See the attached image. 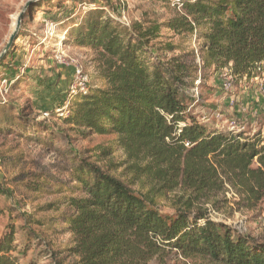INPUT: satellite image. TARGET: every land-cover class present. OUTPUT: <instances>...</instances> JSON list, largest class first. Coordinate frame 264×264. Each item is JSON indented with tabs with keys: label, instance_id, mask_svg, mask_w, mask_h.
<instances>
[{
	"label": "rangeland",
	"instance_id": "1",
	"mask_svg": "<svg viewBox=\"0 0 264 264\" xmlns=\"http://www.w3.org/2000/svg\"><path fill=\"white\" fill-rule=\"evenodd\" d=\"M28 1L0 0V54L14 32V21L23 13L6 54L10 55L0 60L4 64L0 68V239L11 224L17 231L12 255H18L26 243L30 245L18 264L79 261L80 256L72 251L73 234L54 226L64 227L57 220L75 215L71 201L85 196L79 179H90L87 164L147 195L164 215L179 208L203 210L264 243V198L250 209L224 175L190 179L179 169L157 172L154 165L145 171L151 159L127 152L117 134L76 126L56 112L68 98L65 92L76 65L90 76V90L109 88L99 50L74 41L78 27L96 10L129 29L138 24L144 29L160 25L159 36L150 43L151 56L162 60L180 56L201 65L198 35L168 26L185 15L182 0H37L26 6ZM166 45L175 48L166 51ZM11 73L15 82H4ZM230 73L228 67H211L203 75L199 69L190 113L205 124L264 138V72L252 80H238ZM229 77L232 86L226 90ZM76 105L71 98L73 111ZM200 178L207 184L202 185ZM148 264L211 263L203 256L166 251Z\"/></svg>",
	"mask_w": 264,
	"mask_h": 264
},
{
	"label": "trees",
	"instance_id": "2",
	"mask_svg": "<svg viewBox=\"0 0 264 264\" xmlns=\"http://www.w3.org/2000/svg\"><path fill=\"white\" fill-rule=\"evenodd\" d=\"M182 2L185 15L168 26L198 35L201 65L180 56H151L150 43L159 36L160 25L129 29L96 10L78 27L74 41L99 50L109 88L73 97L76 108L71 106L65 120L117 134L127 152L151 159L145 171L154 165L157 172L179 169L190 179L224 175L242 195V204L254 208L264 198V138L205 124L190 113L189 101L199 69L203 75L211 67H228L238 80L264 72V0ZM174 48L166 45L165 50ZM15 79L11 73L8 80ZM87 167L92 177L79 179L85 196L72 199L75 215L57 220L64 227L54 226L73 234L72 251L80 256L75 264H148L166 251L203 256L211 264H264V243L206 211L179 208L164 215L147 195ZM206 179H199L202 185ZM16 233L10 224L1 237L0 264H18L20 254H26L28 243L12 255Z\"/></svg>",
	"mask_w": 264,
	"mask_h": 264
},
{
	"label": "built area",
	"instance_id": "3",
	"mask_svg": "<svg viewBox=\"0 0 264 264\" xmlns=\"http://www.w3.org/2000/svg\"><path fill=\"white\" fill-rule=\"evenodd\" d=\"M259 70H261V68H259ZM8 81L9 80H4V82ZM90 82V76L84 72L83 68L80 65H76L74 70V77L68 89V98L62 104L57 106L56 112L60 116L68 117L71 113L70 99L79 94L88 93L90 91ZM230 86H232V84L229 77L228 81L224 83V89L229 90ZM231 102L235 103V99L232 98Z\"/></svg>",
	"mask_w": 264,
	"mask_h": 264
},
{
	"label": "water",
	"instance_id": "4",
	"mask_svg": "<svg viewBox=\"0 0 264 264\" xmlns=\"http://www.w3.org/2000/svg\"><path fill=\"white\" fill-rule=\"evenodd\" d=\"M37 0H29L27 2V5L26 6H30L32 5L34 2H36ZM23 13H21L16 21V26H15V29H14V32L12 33L11 37H10V40L8 42V44L6 45L5 49L1 52L0 54V60L7 54V52L9 51V48L11 46V44L13 43V41L16 39V36H17V33L19 31V28L21 26V23H22V20H23Z\"/></svg>",
	"mask_w": 264,
	"mask_h": 264
},
{
	"label": "bare ground",
	"instance_id": "5",
	"mask_svg": "<svg viewBox=\"0 0 264 264\" xmlns=\"http://www.w3.org/2000/svg\"><path fill=\"white\" fill-rule=\"evenodd\" d=\"M16 19V18H15ZM16 26V21H14V23H13V28ZM50 37V36H49Z\"/></svg>",
	"mask_w": 264,
	"mask_h": 264
},
{
	"label": "crops",
	"instance_id": "6",
	"mask_svg": "<svg viewBox=\"0 0 264 264\" xmlns=\"http://www.w3.org/2000/svg\"><path fill=\"white\" fill-rule=\"evenodd\" d=\"M262 98L264 99V96H262Z\"/></svg>",
	"mask_w": 264,
	"mask_h": 264
}]
</instances>
